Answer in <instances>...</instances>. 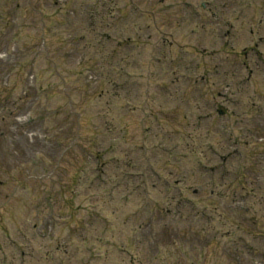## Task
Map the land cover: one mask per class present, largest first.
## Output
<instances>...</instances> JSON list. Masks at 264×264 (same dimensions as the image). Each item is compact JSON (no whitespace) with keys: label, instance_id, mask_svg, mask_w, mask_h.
<instances>
[{"label":"rangeland","instance_id":"374dc122","mask_svg":"<svg viewBox=\"0 0 264 264\" xmlns=\"http://www.w3.org/2000/svg\"><path fill=\"white\" fill-rule=\"evenodd\" d=\"M107 1L0 0V264H237L234 239L225 226L202 230L188 219L200 211L209 226L215 225L212 210L226 208V202L217 204L210 197L216 205L204 206L207 194L193 192L202 176L189 178L198 162L167 159L166 134L159 139L145 129L155 123L151 112L167 107L154 77L179 73L168 64L182 53L177 43L202 50L197 58L183 50L198 68L196 74L216 76L207 52L217 46L218 29L208 22L200 32L207 35L204 39L188 33L191 24L179 31L168 26L164 13L171 0H109L114 16L131 15L130 22L140 25L125 29L123 39L130 40L109 55L103 18ZM205 1L195 4L216 5ZM262 1L253 0L260 12ZM258 36L264 37V28L238 36L229 58ZM169 41L174 43L163 56L160 51ZM127 54L133 65L115 66L113 60ZM79 59L83 66H77ZM251 64V78L257 80L253 101L264 107V81L257 77L264 76V51L255 53ZM236 71L248 70L237 66ZM122 81L129 83L126 90L112 88ZM249 89L245 81L230 90ZM160 90L175 91L172 86ZM246 100L244 95L226 104L238 117H231L240 139L241 157L234 165L244 179L245 174L251 178L238 198L240 218L248 214L259 220L249 226L251 236L240 231L239 246L246 249L240 250L239 264H264V140L255 134L264 127L246 134L245 126H252L243 114ZM169 105L179 103L172 98ZM177 108L176 124L167 126L170 134L186 122L185 108ZM161 117L166 120L167 114ZM211 162L217 165L218 159ZM254 187L262 193L250 192ZM227 218L232 219L223 213L217 219ZM250 245H255L253 254Z\"/></svg>","mask_w":264,"mask_h":264}]
</instances>
